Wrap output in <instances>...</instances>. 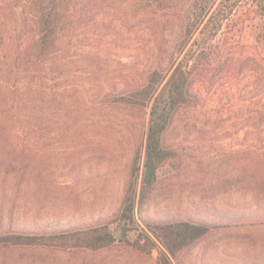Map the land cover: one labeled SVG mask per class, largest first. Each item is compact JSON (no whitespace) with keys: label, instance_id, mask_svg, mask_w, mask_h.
<instances>
[{"label":"rangeland","instance_id":"1","mask_svg":"<svg viewBox=\"0 0 264 264\" xmlns=\"http://www.w3.org/2000/svg\"><path fill=\"white\" fill-rule=\"evenodd\" d=\"M120 4L83 1L47 67L30 54L34 23L0 8V54L8 56L0 61L23 54L15 110L2 107L8 98L0 90V231L47 221L72 230L118 212L149 111L102 98L140 85L160 60L168 66L183 24L179 14L134 17ZM251 17L233 15L220 40L237 44L193 78L195 99L165 137L181 166H163L146 204L151 215L242 213L246 223L210 232L172 264H264V17ZM158 257L123 244L96 251L0 245V264H157Z\"/></svg>","mask_w":264,"mask_h":264},{"label":"trees","instance_id":"2","mask_svg":"<svg viewBox=\"0 0 264 264\" xmlns=\"http://www.w3.org/2000/svg\"><path fill=\"white\" fill-rule=\"evenodd\" d=\"M83 1L0 0V8L15 12L22 22L34 23L37 35L30 54L37 65L47 67L59 50L61 31L74 20ZM118 1L134 17L147 13L179 14L183 22L181 39L168 66L163 67L160 60L147 68L145 80L140 85L102 98L113 104L143 107L149 111L144 143L136 149L131 161L129 180L118 212L107 221L72 230L57 229L52 221L29 230L10 226L0 231L2 246H58L96 251L123 244L147 254L158 250L157 264H172L185 248L210 232L246 223V214L242 213L212 214L210 218L193 214L151 215L146 204L161 179L163 166L169 162L176 170L181 166L177 162L179 151L168 145L165 137L177 112L195 99L193 78L219 64L237 44L232 39L220 40L233 15L244 12L245 20H251L254 19L251 14L255 12L264 17L262 12L258 13L264 9V0ZM246 27L245 21L241 22L235 28L234 36L242 35ZM6 57L7 54H0V59ZM22 59L23 54L18 52L13 60L0 61V90L8 98L1 104L3 108L10 107V111L21 96L16 69L19 68L17 61ZM8 71L11 76L6 79L3 74ZM259 221L264 223V211Z\"/></svg>","mask_w":264,"mask_h":264}]
</instances>
